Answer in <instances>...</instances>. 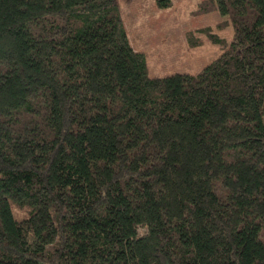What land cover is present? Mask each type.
<instances>
[{"label": "trees", "instance_id": "obj_1", "mask_svg": "<svg viewBox=\"0 0 264 264\" xmlns=\"http://www.w3.org/2000/svg\"><path fill=\"white\" fill-rule=\"evenodd\" d=\"M201 10L159 78L117 0H0V264H264V0Z\"/></svg>", "mask_w": 264, "mask_h": 264}, {"label": "rangeland", "instance_id": "obj_2", "mask_svg": "<svg viewBox=\"0 0 264 264\" xmlns=\"http://www.w3.org/2000/svg\"><path fill=\"white\" fill-rule=\"evenodd\" d=\"M117 1L131 45L146 55L150 77L197 75L213 63L223 49L200 32L206 28L225 40L226 47L233 40L228 17L201 10L210 0H171L165 9L158 6V0ZM190 36L198 46L191 45Z\"/></svg>", "mask_w": 264, "mask_h": 264}]
</instances>
